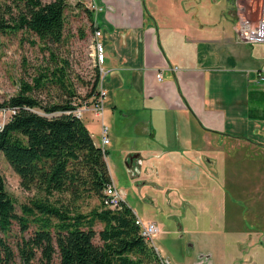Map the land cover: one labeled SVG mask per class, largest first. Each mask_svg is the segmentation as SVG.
Returning a JSON list of instances; mask_svg holds the SVG:
<instances>
[{"label": "crops", "instance_id": "obj_1", "mask_svg": "<svg viewBox=\"0 0 264 264\" xmlns=\"http://www.w3.org/2000/svg\"><path fill=\"white\" fill-rule=\"evenodd\" d=\"M103 1L115 8L96 14L111 68L106 91L114 108L119 93L130 97L135 119L108 142L124 151L125 201L159 224L163 241L185 232L218 239L226 264H264V69L245 64L237 0ZM82 118L102 145L96 109Z\"/></svg>", "mask_w": 264, "mask_h": 264}, {"label": "trees", "instance_id": "obj_2", "mask_svg": "<svg viewBox=\"0 0 264 264\" xmlns=\"http://www.w3.org/2000/svg\"><path fill=\"white\" fill-rule=\"evenodd\" d=\"M12 6L18 9L16 14ZM66 8L64 0H0V30L24 28L50 47L65 36ZM88 11L95 27L96 12ZM63 61L55 65L52 80L69 93L65 101L43 103L34 94V84L43 83L45 74L34 77V84L23 80L9 98L21 108L0 130V155L3 152L19 174L21 185L35 193L18 212L0 173V264H54L57 255L58 264H162L161 254L141 233L136 213L126 202L111 208L100 201L83 209L87 198L102 200L112 177L107 149L95 141L82 117L65 111L76 107L72 101L76 89L69 61ZM101 84L97 67L85 97L96 101ZM16 221L24 233L13 243L7 234ZM97 235L100 241L95 240Z\"/></svg>", "mask_w": 264, "mask_h": 264}, {"label": "rangeland", "instance_id": "obj_3", "mask_svg": "<svg viewBox=\"0 0 264 264\" xmlns=\"http://www.w3.org/2000/svg\"><path fill=\"white\" fill-rule=\"evenodd\" d=\"M6 1V0H2ZM10 3V0H7ZM49 2L52 0H43ZM67 2L66 8V27L65 36L63 40L57 44L50 45V47L43 44L39 37L32 31H28L24 28L17 30H0V98H7L16 93L23 80H27L34 84V77H41V74H45L42 78L43 83L34 84V94L43 101V103H51L54 101H65L70 97L67 90L64 89L56 80H52L54 77L53 70L55 65H61L63 59H68L67 69L71 74L74 87L76 89V95L72 97V101L77 106H81L87 103L90 107H93L94 102L92 96L90 98L85 97L87 91H89L94 79L97 67L101 66L95 61L94 50L92 46V33L94 30L93 22L89 16L88 9H93L96 12L97 4L107 9H111L103 0H64ZM246 9L244 14L256 15L259 9L260 0H244ZM13 14H16L18 9L12 6ZM115 11V8L111 9ZM247 11V12H246ZM3 14L0 10V15ZM6 17L7 12H6ZM105 39V35L103 37ZM105 41V40H104ZM245 52L249 53L247 63L249 66H255L259 64V67L264 69V42H249L245 44ZM52 49L54 54H51ZM107 52V50H106ZM103 66L105 71L102 72V85L107 87L108 74L111 71L108 62H104ZM45 79V81L43 80ZM86 80L89 85L86 84ZM264 83V80H263ZM107 90V89H106ZM122 96L116 97V107L114 108L112 103V96L109 92L104 97V109L103 117L105 122L109 125V135H112V131H119V128L124 124L130 125L135 119H133L132 113L129 112L130 104L132 100L130 97L126 98ZM128 100V101H126ZM110 105L112 106L110 108ZM114 108V109H113ZM42 110V109H40ZM97 111V110H96ZM112 111L114 114H112ZM125 113H127L125 115ZM99 114V113H98ZM100 122L101 117L99 116ZM131 122V123H130ZM96 130V127H92ZM121 142V141H120ZM120 144V143H119ZM115 144L107 143L106 156L110 161H113V168L116 173H119L120 180L117 181L119 187H125L127 179L130 178V174L127 171V165L124 159V151L115 149ZM0 173L4 178L6 188L13 195L18 212H22L21 204L29 200L35 193L33 190L25 189L20 183V176L11 166L7 158L2 152L0 155ZM113 181V180H112ZM132 195L139 196L138 187L134 186V192L131 187H127ZM130 201V197H128ZM137 204L141 206L146 203L138 198ZM101 198L96 196L87 198L83 202V209H90L94 204L99 203ZM127 203V202H126ZM128 204V203H127ZM136 216H138L136 214ZM159 225V224H158ZM177 226V225H176ZM98 229L102 227V223L99 222L96 226ZM21 224L16 221L10 229L8 238L15 243L24 232H22ZM30 232H26L25 235H29ZM174 235V234H173ZM96 241H100L99 236L95 237ZM154 245L158 247L160 254H166L167 251L172 264H194L196 259H202L200 264H208L207 261L212 256L214 264H226V261L222 259L223 246L222 241L218 239L200 238L197 240H191L190 234L185 232L182 238H178L175 235L170 236L166 241L159 237L158 232L154 237ZM164 248L167 249L164 250ZM211 254V255H210ZM207 255V256H206ZM58 255L55 257L54 264H58ZM34 264H39L34 262Z\"/></svg>", "mask_w": 264, "mask_h": 264}, {"label": "built area", "instance_id": "obj_4", "mask_svg": "<svg viewBox=\"0 0 264 264\" xmlns=\"http://www.w3.org/2000/svg\"><path fill=\"white\" fill-rule=\"evenodd\" d=\"M96 6V14L102 11L103 6ZM238 19H237V34L244 41L249 42H264V0H260L259 9L257 14L249 15L247 13L244 14V10L246 9V4L236 1ZM247 12V11H246ZM97 17V16H96ZM95 17V27L92 33V46L95 55V61L98 65L101 66L102 72L105 71V67L103 63L106 60V43L103 40L104 29L101 27L98 22H96ZM245 33L246 35H244ZM259 79H264V74L259 72ZM157 77L162 78V72H157ZM101 91L99 98L94 101L93 107H90V104L87 103L77 106L75 108L66 109V112H73L75 115L79 117H83L86 110L89 108H94L99 113L101 117V135H102V147L105 150L106 144L110 141L109 137V125L105 122L103 117V109H104V97L107 93L106 89L101 84ZM10 96L7 98H0V130L4 129L6 125L15 117V115L19 112L21 106L18 104H14L9 101ZM125 191L124 188L119 187L113 181L109 182L105 188L103 189L102 194V204L111 208H120L122 207L123 202H126L124 199ZM136 223H138L141 227V233L145 236V238L154 244L155 234L159 231V225L155 220H144L140 216H136ZM157 248V247H156ZM162 264H171L170 260L167 257H161Z\"/></svg>", "mask_w": 264, "mask_h": 264}, {"label": "water", "instance_id": "obj_5", "mask_svg": "<svg viewBox=\"0 0 264 264\" xmlns=\"http://www.w3.org/2000/svg\"><path fill=\"white\" fill-rule=\"evenodd\" d=\"M133 156H134V155H132L131 160H133ZM206 256H207V255H206Z\"/></svg>", "mask_w": 264, "mask_h": 264}, {"label": "bare ground", "instance_id": "obj_6", "mask_svg": "<svg viewBox=\"0 0 264 264\" xmlns=\"http://www.w3.org/2000/svg\"><path fill=\"white\" fill-rule=\"evenodd\" d=\"M244 35H246L245 33H243Z\"/></svg>", "mask_w": 264, "mask_h": 264}]
</instances>
